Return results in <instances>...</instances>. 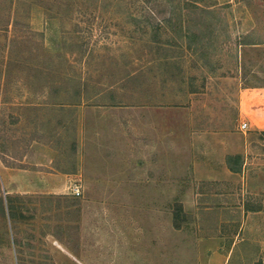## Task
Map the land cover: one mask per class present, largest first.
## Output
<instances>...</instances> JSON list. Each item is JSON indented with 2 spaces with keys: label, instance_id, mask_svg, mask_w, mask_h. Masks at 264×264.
Here are the masks:
<instances>
[{
  "label": "rangeland",
  "instance_id": "obj_1",
  "mask_svg": "<svg viewBox=\"0 0 264 264\" xmlns=\"http://www.w3.org/2000/svg\"><path fill=\"white\" fill-rule=\"evenodd\" d=\"M0 264H264V0H0Z\"/></svg>",
  "mask_w": 264,
  "mask_h": 264
},
{
  "label": "built area",
  "instance_id": "obj_2",
  "mask_svg": "<svg viewBox=\"0 0 264 264\" xmlns=\"http://www.w3.org/2000/svg\"><path fill=\"white\" fill-rule=\"evenodd\" d=\"M248 125L247 121H242L240 126L242 129L246 128ZM71 188V192L76 195L79 196L82 193V184L79 181H75L74 183H72L70 185Z\"/></svg>",
  "mask_w": 264,
  "mask_h": 264
}]
</instances>
